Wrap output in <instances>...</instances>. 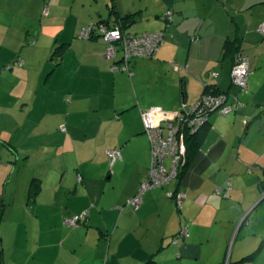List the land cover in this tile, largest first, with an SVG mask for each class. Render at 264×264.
Returning a JSON list of instances; mask_svg holds the SVG:
<instances>
[{"label": "crops", "instance_id": "1", "mask_svg": "<svg viewBox=\"0 0 264 264\" xmlns=\"http://www.w3.org/2000/svg\"><path fill=\"white\" fill-rule=\"evenodd\" d=\"M97 1L69 15L75 6L64 9L65 0H0V264H264V0L173 1L174 21L155 26L171 29L165 48L179 47L187 65L180 97L168 102L150 101V78L138 74L142 58L131 61L128 79L112 69L100 38L78 36L107 16L108 4ZM116 4L121 15L140 9V20L151 21L141 6ZM228 39L249 58L246 91L232 82L238 51L225 52ZM159 77L168 79L166 71ZM123 83L130 102L117 109L110 103ZM205 85L240 105L211 115L179 178L146 190L138 210L127 206L149 177L151 154L139 111L136 122L121 115L173 111L183 101L190 109ZM108 149L121 150L114 165ZM33 180L39 188L31 198ZM228 183L226 197L214 194ZM179 190L187 193L182 210L170 197ZM86 211L79 226L65 222ZM182 226L190 234L174 244Z\"/></svg>", "mask_w": 264, "mask_h": 264}, {"label": "built area", "instance_id": "2", "mask_svg": "<svg viewBox=\"0 0 264 264\" xmlns=\"http://www.w3.org/2000/svg\"><path fill=\"white\" fill-rule=\"evenodd\" d=\"M49 11L50 6L46 5L43 13L48 15ZM166 20L169 21L166 22L168 25L173 22L174 11L168 12ZM100 30L108 44L105 52L106 57L112 61V69L115 71L127 70L132 74L130 63L133 59L156 57L157 51L164 43V33L159 31L126 35L120 28L107 30L102 27ZM260 30L264 32V23L261 24ZM91 31L92 25H88L83 28L80 36L85 39L89 38ZM120 51L121 56H119ZM118 58L120 59L119 62H117ZM22 64V60H18L15 63L17 66ZM250 74L249 58L239 53L231 70L233 84L242 91H246ZM213 75L216 76L217 74L213 73ZM231 98L234 100L233 104L229 103ZM238 105H240L238 97L225 92L222 94H204L196 105L190 109H186L185 104L183 107L173 111H167L161 106L141 109L140 113L144 122V129L152 145L150 174L142 182L139 192L129 198L126 205L138 210L142 203V194L146 190L166 186L172 180L179 178L187 157L185 124L194 129L204 123L209 112L218 111L220 114L226 115ZM61 129L65 131L66 127L63 125ZM106 152L110 158L111 165H114L121 158L120 149H108ZM81 179V176H79L78 180L81 181ZM230 187H232V184L228 183L226 189L219 187L214 193L226 196L227 189ZM170 197L175 200L177 209L182 210L187 197L186 191L179 190L170 193ZM125 206H122V208ZM87 216L88 212L86 211L67 219L65 222L71 226H79ZM187 236H189L188 227L182 226L179 234L173 238V243L178 244L181 239Z\"/></svg>", "mask_w": 264, "mask_h": 264}, {"label": "rangeland", "instance_id": "3", "mask_svg": "<svg viewBox=\"0 0 264 264\" xmlns=\"http://www.w3.org/2000/svg\"><path fill=\"white\" fill-rule=\"evenodd\" d=\"M116 1L119 3V5L123 9V11H127L129 9H133V10L139 9V7L141 6L145 12L146 11L150 12V15L148 14L149 18H147V19L148 20L151 19V21H144V19H143L142 21L140 20L137 23H135L132 27V31H135V32H143V31L148 29L147 27L157 28L155 25L158 22V20H161L160 18L159 19L156 18L157 14H162L163 12H165V10L168 7L167 2L169 3V0H116ZM91 2H92V0H77V1L65 0L64 4L66 5L65 6L66 8H64V9H70V7L75 6L73 11H71V13L69 15H74L73 12H76V14H78L79 12H77V11L81 10V8L83 7V4L85 6L86 11L88 9L93 10L94 7L90 8ZM106 4H107L106 0H98L97 1V5L102 6V9L104 6H106ZM76 8H79V9H76ZM91 13L89 15H91ZM161 22H162V20H161ZM161 22H159L158 24H160ZM161 24L165 26V23H161ZM157 29L159 31L161 30L160 32H163L165 34L164 43L161 45L160 49L157 51L156 57L139 59L140 60L139 62H141V63L139 65V70H138L139 73L138 74H139L140 78H141V76H143L146 80H149V78H150V88H149L150 101H152L153 99L158 100L160 97H166V101L168 102L169 98L172 97L173 94L176 93L177 97H180V95L182 93V86L180 84V80L185 76L180 74L179 72H181V70L185 69V66L187 65V63H184V60L182 62L183 53H182L181 49H179V47H176V46L173 47L172 46L170 48H165V47H167V45L165 46L164 44L167 42L168 36L169 35L171 36V32H172L171 29H168V28H166V29L157 28ZM181 31H182V28H181ZM179 33H181V32H179ZM159 51H160V53H159ZM105 52H106V50H105ZM157 55L159 57H157ZM104 56H105V58H107L106 53L104 54ZM119 56H121V51L119 53ZM192 59H194V57H192ZM111 66H112V64H111ZM177 66H179V68H177ZM133 70H134V67L131 68L132 74L127 70L120 71L121 73H119V74H125L127 76V78L129 79V78L133 77V74H134ZM136 71H137V68H136ZM161 71H166L168 79L165 80V79H161L159 77ZM186 71L188 72L189 70L186 69ZM186 75H188V74H186ZM119 77H120V75H119ZM137 77L138 76H136L135 78H137ZM190 79H191V77H190ZM129 82L132 86L131 81H129ZM119 86L117 88L118 93L115 92L113 94V99H111V103H110L111 105L115 106L117 109H121L122 107H124L123 106L124 104H127L128 102H130L126 98H130V91L132 89L131 86L126 84V83H123L121 87H119ZM129 86H130V88H129V90H127V88ZM133 96L135 97V94ZM68 97L71 98V96H69V95H68ZM121 97H125V99H120ZM197 101L194 103L193 107L195 106ZM180 106H182V103L180 104ZM164 108L166 109L167 107H164ZM138 111L140 113V107L138 108V110L137 109L136 110L130 109L128 112H125L124 114H122L121 117L127 116L128 118H133L134 122H136V120L138 119V115H137ZM114 114L115 115L113 116V120H117L118 122H120L121 120H119V116L117 115V112H114ZM140 117H141V113H140ZM141 120H142V117H141ZM142 123L144 126L143 120H142ZM144 131H145V129H144ZM144 134L146 137H148L146 132H144ZM148 139H149V137H148ZM149 148H150V154H151L152 145H151L150 139H149ZM151 157H152V155H150L148 176L150 174ZM109 165H110V159H109ZM94 174H96V171H94ZM230 253H231V248L229 249V255H230Z\"/></svg>", "mask_w": 264, "mask_h": 264}, {"label": "trees", "instance_id": "4", "mask_svg": "<svg viewBox=\"0 0 264 264\" xmlns=\"http://www.w3.org/2000/svg\"><path fill=\"white\" fill-rule=\"evenodd\" d=\"M173 1L174 0H169L170 6L167 7V9L165 10V12H163L162 14H157V17H159L165 23L168 21V20H166V18L168 16V12L169 11H173V8H172ZM107 4H108V11H107V14H105V15H107L108 17L106 16V17L103 18V16H100L99 18H97V21H90V22H87L84 25H82L81 28H80V30H79V34H78V36L80 38H82L80 35H81V32H82L83 28H85L88 25H92L91 36L89 38H86V40H92V39H95V38H100L103 41V43L105 44L106 49H107V45L108 44L104 40L103 33L100 30L102 27H105L107 30L120 28V29H122V31L126 35H129V34H141V33H143V32H132L130 30V28L135 23H137L140 20V18L142 16V10L139 9V10H135L133 12H128V13H126L124 15H121L119 13L118 9H117L116 0H109L107 2ZM174 18H175V14H174ZM171 23L172 22H170V24ZM166 26H168V24H166ZM144 32H147V31H144ZM196 38H193V39H196ZM82 39H85V38H82ZM57 49L59 51V54L61 55V51L59 50L60 47H58ZM57 49L55 50L54 53L57 52ZM224 49H225V52H228V53L234 51V54H235L236 51H238L237 45L235 44L234 41H231L230 39H228L226 41V43L224 45ZM239 53L240 52L238 51V53L236 55V58H235V61H234V64H235V62L237 60V56H238ZM225 92H226L225 90H221V89L217 88L215 85H205V88H204V91H203L201 97L204 94H222V93H225ZM215 113H219V112L218 111L209 112L207 114V117H206L204 123L200 124L199 126L195 127L194 129H191L190 126H188V124H185L184 131H185V141H186V146H187V157H186V163H185V165H184V167H183V169H182L179 177L186 170V168H187V166H188L191 158L199 150V148H200V146H201V144H202V142H203V140L205 138V135L207 133V129H208L207 127H208V124H209V121H210V117H211V115H213ZM38 188L39 187H38V184L36 183V180H33L32 184H31V190H30V197L31 198H33L35 196V194L38 191ZM216 195L223 196V195H220V194H216ZM227 195H228V193H227ZM226 196H224V197H226ZM248 258L249 259L250 258H254V255H253V257L250 256V257H247L245 259H248ZM224 262L226 263V260H224Z\"/></svg>", "mask_w": 264, "mask_h": 264}, {"label": "water", "instance_id": "5", "mask_svg": "<svg viewBox=\"0 0 264 264\" xmlns=\"http://www.w3.org/2000/svg\"><path fill=\"white\" fill-rule=\"evenodd\" d=\"M183 103L185 104V101H183Z\"/></svg>", "mask_w": 264, "mask_h": 264}]
</instances>
